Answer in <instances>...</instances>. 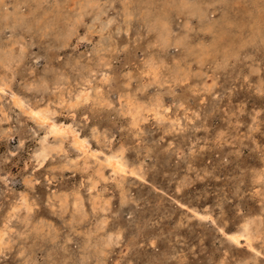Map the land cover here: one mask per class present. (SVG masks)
Here are the masks:
<instances>
[{"label":"rangeland","instance_id":"374dc122","mask_svg":"<svg viewBox=\"0 0 264 264\" xmlns=\"http://www.w3.org/2000/svg\"><path fill=\"white\" fill-rule=\"evenodd\" d=\"M0 83V264H264V0H0Z\"/></svg>","mask_w":264,"mask_h":264},{"label":"bare ground","instance_id":"6f19581e","mask_svg":"<svg viewBox=\"0 0 264 264\" xmlns=\"http://www.w3.org/2000/svg\"><path fill=\"white\" fill-rule=\"evenodd\" d=\"M195 1V0H192ZM195 3V2H193ZM6 5V4H5ZM18 9V8H16ZM7 10V9H6ZM17 11V10H16ZM32 12V11H31ZM30 12V13H31ZM12 15H14L12 13ZM17 15V14H16ZM21 15V14H20ZM17 17V16H15ZM16 19V18H14ZM6 21V20H5ZM7 23H10L9 21ZM14 24H12L13 26ZM14 28V27H13ZM11 28V30L13 29ZM17 30V29H16ZM15 31V30H13ZM42 34V33H41ZM69 34V33H67ZM43 36V35H42ZM41 36V38H43ZM19 38V37H18ZM33 38V37H32ZM13 39V38H12ZM16 40H19L17 38H15ZM15 40V41H16ZM23 39L19 40L22 41ZM18 41V42H19ZM24 41V40H23ZM18 42H16L18 44ZM21 43V42H20ZM19 43V44H20ZM23 43V42H22ZM26 43V42H25ZM24 45V44H22ZM27 45V44H26ZM28 46V45H27ZM25 50V49H24ZM24 54V53H23ZM18 59V58H17ZM4 87L2 85V83H0V90H3ZM84 93H81L79 96L83 97L84 99L87 98L89 99V94L85 91H83ZM84 95V96H82ZM14 101L17 105H21L23 103V99L21 97H18L15 93H14ZM31 114H33L34 119L42 126H44L46 128V134L44 136V138H42V141H46L47 137L49 134H53V135H57L59 137H67V136H71L72 138V142L75 145V147L81 151L82 154H86V153H96L95 149H92L91 146H89L87 140H85L80 134L79 131L71 124H67V123H62V122H57L56 120L52 119L51 114L49 112L48 109H30ZM29 112V113H30ZM53 114V111H52ZM179 128V127H178ZM197 134V133H196ZM44 144L42 145V151L40 152L41 156L44 157V159L47 157V155L50 153L48 150L49 148L47 147V145L45 144V142H43ZM48 148V149H47ZM51 148V147H50ZM191 150V149H190ZM96 158V157H95ZM41 162H43V160ZM100 160V159H99ZM104 160H105V164L107 166H110V168L112 169L113 172L115 173H120V174H125V175H131L136 173V175L138 174L139 177H143V175L141 173H138L136 170H134L131 166H129L127 164V162L122 159V156L117 154V153H113V154H105L104 155ZM40 162V163H41ZM156 173V172H155ZM135 175V174H134ZM143 180V179H142ZM201 215V214H198ZM202 216V215H201ZM213 218V217H212ZM245 231L240 230V231H236L233 233H227L228 237L230 238L231 242L233 243H242V240H246L247 243L249 244V246L253 247L252 244V240L250 237V228H248V222L245 223ZM221 230V229H220ZM121 233V232H120ZM6 234V231L3 230L1 231V235H0V243L3 241V235ZM118 236V234H117ZM5 243V242H4ZM254 248V247H253Z\"/></svg>","mask_w":264,"mask_h":264}]
</instances>
